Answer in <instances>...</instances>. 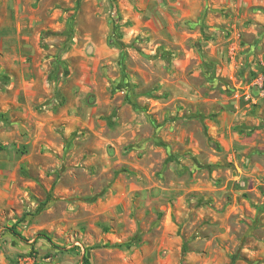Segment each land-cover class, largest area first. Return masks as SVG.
<instances>
[{
    "label": "rangeland",
    "instance_id": "rangeland-1",
    "mask_svg": "<svg viewBox=\"0 0 264 264\" xmlns=\"http://www.w3.org/2000/svg\"><path fill=\"white\" fill-rule=\"evenodd\" d=\"M83 256L264 264V0H0V264Z\"/></svg>",
    "mask_w": 264,
    "mask_h": 264
},
{
    "label": "trees",
    "instance_id": "trees-1",
    "mask_svg": "<svg viewBox=\"0 0 264 264\" xmlns=\"http://www.w3.org/2000/svg\"><path fill=\"white\" fill-rule=\"evenodd\" d=\"M8 231H9V233L12 236H14V237H16V238H18V239H20L22 241H25V239L21 236V234L16 230V226L15 225L10 227V228H8ZM41 237H43L48 242H51L49 236L41 235ZM82 262H83V264H90L89 260L85 256L82 257Z\"/></svg>",
    "mask_w": 264,
    "mask_h": 264
}]
</instances>
